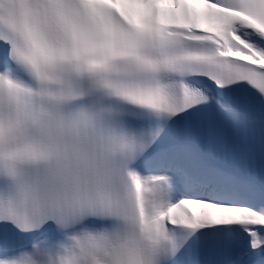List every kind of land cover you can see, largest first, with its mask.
I'll return each mask as SVG.
<instances>
[{
	"label": "snow or ice",
	"instance_id": "snow-or-ice-1",
	"mask_svg": "<svg viewBox=\"0 0 264 264\" xmlns=\"http://www.w3.org/2000/svg\"><path fill=\"white\" fill-rule=\"evenodd\" d=\"M0 264H264V0H0Z\"/></svg>",
	"mask_w": 264,
	"mask_h": 264
}]
</instances>
